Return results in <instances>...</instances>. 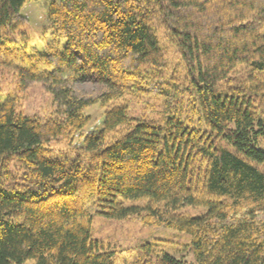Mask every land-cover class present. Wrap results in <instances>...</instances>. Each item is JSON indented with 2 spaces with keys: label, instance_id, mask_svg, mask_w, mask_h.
<instances>
[{
  "label": "trees",
  "instance_id": "1",
  "mask_svg": "<svg viewBox=\"0 0 264 264\" xmlns=\"http://www.w3.org/2000/svg\"><path fill=\"white\" fill-rule=\"evenodd\" d=\"M40 1L0 0V72L54 102L0 94V264H115L97 215L190 236L194 262L149 242L136 264H264V0H52L63 47L38 56L18 32Z\"/></svg>",
  "mask_w": 264,
  "mask_h": 264
},
{
  "label": "rangeland",
  "instance_id": "2",
  "mask_svg": "<svg viewBox=\"0 0 264 264\" xmlns=\"http://www.w3.org/2000/svg\"><path fill=\"white\" fill-rule=\"evenodd\" d=\"M51 1L42 0L30 3L22 10V14L27 18V25L18 32L21 33L18 38L22 44L27 45L29 54L44 56L47 55L49 48L55 51L63 47L58 42L54 44L48 29L47 16ZM158 33L163 44L168 48L171 58L175 60L177 54L174 46L168 42V37L161 28H158ZM0 82L1 100H6L9 95L13 94L18 100V107L22 113L39 116L49 115L53 111L52 95L48 93L43 83L31 82L25 78H22L20 83L19 74L7 68L0 72ZM78 88L86 95H96L101 90L99 86L92 84H79ZM86 114L91 120L86 132L100 127L103 111L99 106L88 109ZM262 170H264V165ZM185 211L191 215L197 213L193 209ZM93 235L104 242L107 247L123 250L120 257L114 261L115 264H136V255L129 254L127 251L149 242L164 244L165 248L171 246L173 250L170 249V252L176 257H183L188 262H194L192 253L180 252V247H178L180 244L190 243V236L175 230L145 226L133 221H114L97 215L94 217Z\"/></svg>",
  "mask_w": 264,
  "mask_h": 264
}]
</instances>
